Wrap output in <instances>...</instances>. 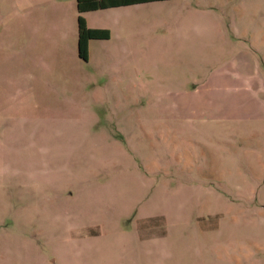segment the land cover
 I'll list each match as a JSON object with an SVG mask.
<instances>
[{
	"label": "rangeland",
	"instance_id": "374dc122",
	"mask_svg": "<svg viewBox=\"0 0 264 264\" xmlns=\"http://www.w3.org/2000/svg\"><path fill=\"white\" fill-rule=\"evenodd\" d=\"M1 8L0 264H264V0Z\"/></svg>",
	"mask_w": 264,
	"mask_h": 264
},
{
	"label": "crops",
	"instance_id": "0c3cea01",
	"mask_svg": "<svg viewBox=\"0 0 264 264\" xmlns=\"http://www.w3.org/2000/svg\"><path fill=\"white\" fill-rule=\"evenodd\" d=\"M5 1V0H3ZM2 3V1H1ZM232 10H235V14H234V18H232L229 21H239L240 18H242V16H240L239 13V5L237 7H233ZM243 12V11H242ZM230 16V15H228ZM15 19H13V14L12 13H6L4 11L3 8L0 9V57L1 55H4V53H7L9 55H14V53H21V49L22 46H19L18 40L20 38V29H18V27H15ZM65 22L67 24V18L64 16H59L56 17V19H54L53 21L50 20L47 23H50V30L52 29H58V28H65ZM234 29L230 30V32H234V36H239V35H243V32H240V30L238 29L237 26H235V24L233 25ZM36 26H29V28L31 30L34 31ZM17 40V47L14 46L15 41ZM19 46V47H18ZM14 48L16 49V52H14ZM25 48V47H24ZM33 50H32V54H35V45H33ZM24 50H27V48H25ZM31 53V52H30ZM239 54L240 55L239 57ZM247 56V58H246ZM236 60H231V64H236V72L233 73V76L239 80L241 79L242 81H244L247 84H255L253 81H257V85H261L264 87V76L262 75V73L259 71V67L255 58L251 55V53H247L246 50H242L238 53L237 57L235 58ZM248 61V63L252 64L255 66V72L254 73H247L245 72V63ZM247 63V64H248ZM31 67L33 66L30 63ZM20 67L19 64H14L13 68L16 69ZM5 70V63L3 61H0V83L3 82V72ZM250 81L251 83L247 82ZM188 91H185L184 93H187ZM173 93V92H172ZM178 93V92H177ZM176 94V92L174 93Z\"/></svg>",
	"mask_w": 264,
	"mask_h": 264
},
{
	"label": "trees",
	"instance_id": "16d2710c",
	"mask_svg": "<svg viewBox=\"0 0 264 264\" xmlns=\"http://www.w3.org/2000/svg\"><path fill=\"white\" fill-rule=\"evenodd\" d=\"M156 0H76V7L78 13L86 11L126 6L136 3H144ZM78 54L79 56L87 60L88 58V43L91 39H107L110 36L109 30L91 28L86 25L85 19L78 15Z\"/></svg>",
	"mask_w": 264,
	"mask_h": 264
}]
</instances>
